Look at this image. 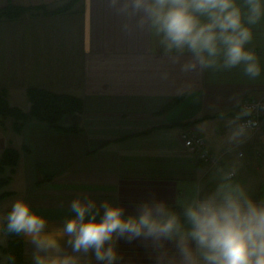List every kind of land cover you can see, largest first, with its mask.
I'll return each instance as SVG.
<instances>
[{"label":"crops","instance_id":"1","mask_svg":"<svg viewBox=\"0 0 264 264\" xmlns=\"http://www.w3.org/2000/svg\"><path fill=\"white\" fill-rule=\"evenodd\" d=\"M67 1L0 0V7L53 10ZM123 23L108 0H78L66 13L0 21V90L6 91L10 105L26 111L30 88L83 102L81 112L60 121L63 127L76 124L78 133L35 121L15 133L12 120H4L0 156L12 147L18 160L12 171L3 170L9 181L0 193L9 194L0 200V210L22 197L47 216L55 230L70 201L81 193L97 200L119 195L130 210L149 190L171 198L205 164L187 152L181 133L193 134L201 114L207 116L217 98H222L221 107H231L227 98L234 93L245 101L264 96V80L248 81L235 69L182 73L150 32L125 31ZM254 47L264 60V28L257 30ZM241 150L244 180L257 196L264 195V118ZM22 241L23 257L29 261L30 246ZM119 249L121 264H152L140 241H120Z\"/></svg>","mask_w":264,"mask_h":264},{"label":"clouds","instance_id":"2","mask_svg":"<svg viewBox=\"0 0 264 264\" xmlns=\"http://www.w3.org/2000/svg\"><path fill=\"white\" fill-rule=\"evenodd\" d=\"M125 31L147 30L182 73L238 70L264 80L254 40L264 28V0H108ZM201 114L193 135L207 144L205 164L171 198L155 190L131 206L119 195L75 196L53 230L47 216L24 198L0 210V247L10 236L30 246L29 264H121L120 241H140L152 264H264V195L242 176V147L260 127L264 103L239 93ZM211 152V155H209ZM6 264H15L7 255Z\"/></svg>","mask_w":264,"mask_h":264},{"label":"trees","instance_id":"3","mask_svg":"<svg viewBox=\"0 0 264 264\" xmlns=\"http://www.w3.org/2000/svg\"><path fill=\"white\" fill-rule=\"evenodd\" d=\"M78 0H68L63 5L53 10H47L44 6H15L7 4L0 7V21L13 20L25 16L26 14H57L66 13L71 10ZM29 107L26 111L9 104L6 91L0 90V126H4L5 119L12 120L13 132L19 133L25 123L35 121L45 124L50 128L63 133H78L80 131L76 124L68 127L60 125V121L64 116L79 113L83 109V102L80 98L69 94L55 93L45 89L30 88L26 91ZM184 94L174 98L166 109L172 108L183 99ZM198 120H194V123ZM186 125V124H184ZM18 160V152L7 147L0 156V188L6 185L9 177H3L5 167H10L11 171L16 166ZM9 193H0V200ZM2 255H14L15 264H29L28 260L23 257V241L21 237L10 236L7 238L6 246L0 247ZM1 261V258H0Z\"/></svg>","mask_w":264,"mask_h":264},{"label":"built area","instance_id":"4","mask_svg":"<svg viewBox=\"0 0 264 264\" xmlns=\"http://www.w3.org/2000/svg\"><path fill=\"white\" fill-rule=\"evenodd\" d=\"M246 102L264 103V96L257 99L247 100ZM262 118H264V113L257 116L259 122ZM180 137L183 141V146L186 148L187 152L193 155L197 161L205 163V159L202 158V154L204 153V150L207 147V145L197 144L196 140L198 137L194 136L192 133H189L188 131H183ZM209 155H211V152H209Z\"/></svg>","mask_w":264,"mask_h":264},{"label":"rangeland","instance_id":"5","mask_svg":"<svg viewBox=\"0 0 264 264\" xmlns=\"http://www.w3.org/2000/svg\"><path fill=\"white\" fill-rule=\"evenodd\" d=\"M2 256V254L0 253V257ZM5 258V257H4ZM3 258V260H2V264H5L6 262H5V259Z\"/></svg>","mask_w":264,"mask_h":264}]
</instances>
